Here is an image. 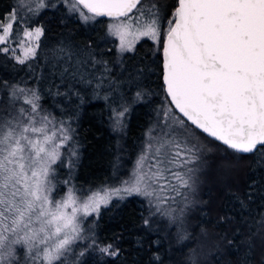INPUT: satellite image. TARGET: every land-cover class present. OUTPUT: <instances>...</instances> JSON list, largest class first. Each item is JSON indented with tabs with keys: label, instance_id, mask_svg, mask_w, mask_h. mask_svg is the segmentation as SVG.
I'll return each mask as SVG.
<instances>
[{
	"label": "trees",
	"instance_id": "trees-1",
	"mask_svg": "<svg viewBox=\"0 0 264 264\" xmlns=\"http://www.w3.org/2000/svg\"><path fill=\"white\" fill-rule=\"evenodd\" d=\"M152 3L160 20L172 17L176 0ZM18 7V0H0V22ZM25 18L30 28L41 25L43 34L35 55L20 58L19 19L7 43L0 44L9 49L0 51V117L15 115L21 107L30 110L25 99L35 94L41 115L70 126L63 159L75 151L77 173L74 182L64 179L63 161H56L51 175L55 192L65 189L63 181L73 183L80 195L119 184L168 108L212 140L213 157L224 159L227 146L198 130L171 104L163 81L162 43L143 38L132 51L121 52L108 32V18L84 22L63 0ZM233 153L231 160L244 170L234 188L210 187L200 193V205L169 206L171 216L155 211L141 195L115 197L87 218L64 264H264V148ZM202 232L214 243L208 244ZM108 244L119 250L117 256L99 251ZM198 245L211 251L205 261ZM18 251L24 264V251Z\"/></svg>",
	"mask_w": 264,
	"mask_h": 264
},
{
	"label": "snow or ice",
	"instance_id": "snow-or-ice-1",
	"mask_svg": "<svg viewBox=\"0 0 264 264\" xmlns=\"http://www.w3.org/2000/svg\"><path fill=\"white\" fill-rule=\"evenodd\" d=\"M63 2L85 21L112 18L109 31L119 38L121 52L132 51L140 37L161 42L155 5L145 8L142 0ZM18 6H25L24 0ZM54 6L45 0L37 4L39 9ZM18 15L12 11L8 23L0 22V44L12 35ZM42 34L39 27L24 31L30 40L38 41ZM162 44L166 92L183 117L234 152L264 148V0H176ZM29 55H35L34 48L25 49V57ZM38 99L33 94L25 99L30 110L21 107L15 115L0 117V264H21L18 249L24 251V264H64L69 246L82 238L79 213L98 212L121 193L144 196L160 212V205L175 199L169 193L181 195L180 189L190 188L195 169L189 165L200 160L202 146L192 140L183 119L173 118L158 131L150 130L133 177L122 187L105 188L103 195L97 191L83 200L69 188L55 199L51 165L71 139V129L63 121L57 128L48 115H41ZM91 243L97 244L95 238ZM99 251L119 254L111 244Z\"/></svg>",
	"mask_w": 264,
	"mask_h": 264
},
{
	"label": "rangeland",
	"instance_id": "rangeland-1",
	"mask_svg": "<svg viewBox=\"0 0 264 264\" xmlns=\"http://www.w3.org/2000/svg\"><path fill=\"white\" fill-rule=\"evenodd\" d=\"M24 2L28 3L32 8L33 11H29L28 8L24 9L25 7H27V5H25V7L23 6H19V15L17 17V20L20 19V22L18 24H20V28H22V34L20 35L19 38H17V46L20 48V58H23L25 56V49L31 47V48H35L36 44H37V40L35 39H28L24 36V31L28 30V31H34L35 28H41V25H33L32 28H30V26L27 24L29 22L28 19L25 18V16H34L37 13L41 12L43 9H39L37 8V4H38V0H24ZM46 3L48 4H54L56 6V3L58 2V0H45ZM68 8L71 10L70 7V3H66ZM143 6L145 8L151 6V5H155L154 3H152V0H145L144 3H142ZM54 6V7H55ZM140 7V6H139ZM138 7V8H139ZM17 11V10H14ZM75 12V14L84 22L87 23H91L94 22L96 20L97 17L93 18V19H89L88 21L83 20V18L81 17L80 13L78 11H73ZM136 10H134L135 12ZM8 14H5L4 17L2 18L3 23H8ZM85 14H87L86 10H85ZM161 21V28H162V34H161V42L163 40V32L166 31L167 28V20H160ZM115 21H113L112 18H108L107 20V29L108 32L109 31V25L114 23ZM14 27V25H13ZM111 34V33H110ZM112 35V34H111ZM113 36V35H112ZM117 40V46L118 49L120 48V41L119 38L114 36ZM143 38H148V37H140L134 44L133 49L135 48L137 42H139L141 39ZM129 39H131V37H129ZM151 39V38H149ZM153 40V39H151ZM154 42L158 43L157 41L153 40ZM165 111L168 112V116H165ZM163 111V114H161L158 122L156 124H154L152 126V128L150 130H157L159 126H163L166 122L171 123L173 118L176 119H182L180 117L179 114H177L176 112H173L171 108H168V110ZM119 112V111H118ZM179 115V116H178ZM56 127L58 126V128L60 127V125H55ZM187 131L188 134L191 136L192 140L197 143L198 145L202 146V151L199 153L200 155V160H198L196 162V164L194 165H189V167H193L195 169V172L193 174H190L192 176L191 180L189 181L190 183V188H182L180 189L181 195H178L177 197H175L174 200L169 199L166 203L160 205L161 211L162 213L166 214L167 216H171L170 213H167L166 211L168 210L167 208L169 206H173L174 210H176V207L179 206V204L181 203H186V204H195L197 201L198 203H196V205H200L201 204V199H199L200 197V193L204 192L205 190H207L208 188H216V190H218L220 187H231L234 188L235 184L237 185V183L239 182V180L242 177V174H244V170L242 168H240L238 165V163L234 162L231 157L230 154H234L232 150H228L225 148V150L228 152L226 154V156H223V160L213 157V151H214V147L212 146V140L210 141V139L208 140V138H205V136L203 134H201L199 131H196L194 129H192L191 127L187 126ZM150 132V131H149ZM149 132H148V136H147V142L149 140ZM153 134H155V132H153ZM68 143V142H67ZM67 143L64 145L66 146ZM147 146V143L145 145V147L143 148V150L138 154V156L136 157V160L128 174V176L123 180V181H127L130 180L133 177V174L136 170V166H137V161L140 158V156L142 155V153L145 151ZM64 150V149H63ZM62 150V147L59 149L60 151V157L57 160L58 162H62L63 163V168L64 171L66 172V174H68L67 176L64 177V179L68 178L70 179L72 182H74V178H75V173H77V167L76 164L74 163V159L76 156L75 151H73L71 153V155H69V158H66L65 160L63 159L64 157V152ZM215 158L216 160H213V158ZM55 164V163H54ZM54 164L51 165L52 169ZM52 175V173L50 174V176ZM121 181L119 184H116L114 186H101V187H97L92 189L90 192L80 195L77 193L76 191V186L71 183L70 181H67V183H65V181H63V184L65 185V189H63V191H59V193L55 192V188L57 187V184H54L55 187L53 189V197L57 200H59L61 197L65 196V194L68 192L69 188H72L75 192L76 195L78 197L81 198V200L84 199V197L91 195L93 192H97L100 191V194L103 195V191L102 189L105 188H120L122 187V182ZM54 192L56 193V195H54ZM173 193H169V195H172ZM126 195L124 193H121L120 195H113L110 200L108 201V203L115 197H125ZM144 197V196H143ZM148 201V198H146ZM107 203V204H108ZM107 204H101L99 211L101 209L102 206L107 205ZM155 211V207H152ZM192 208V207H191ZM191 208H189L188 210H190ZM70 211V209H69ZM98 212H92L91 214H96V216L98 215ZM90 214V215H91ZM84 216L83 213H79L78 217L81 221V227L82 229H84L85 227V221L87 220V218L90 216ZM177 220H180L179 215H177ZM202 235L204 236L205 241L208 244H213L214 242H212L210 240V238L204 234V232H202ZM77 241V240H76ZM75 242V241H74ZM73 242V243H74ZM72 243V244H73ZM72 244L69 246V248L72 246ZM207 247V245H206ZM198 248V256L200 257V259H202L203 261H205L207 259L206 254H208L209 252L211 253L210 249L207 247L204 250L199 248V245L197 246Z\"/></svg>",
	"mask_w": 264,
	"mask_h": 264
},
{
	"label": "water",
	"instance_id": "water-1",
	"mask_svg": "<svg viewBox=\"0 0 264 264\" xmlns=\"http://www.w3.org/2000/svg\"><path fill=\"white\" fill-rule=\"evenodd\" d=\"M104 18H110V17H106V16H103ZM162 58H163V62H162V66H163V81H164V55H163V51H162ZM164 86H165V90H166V85H165V82H164ZM167 93V92H166ZM169 97V96H168ZM169 100H170V102H171V98L169 97ZM172 104V103H171ZM173 105V104H172ZM173 107L175 108V106L173 105ZM176 109V108H175ZM178 112H179V110L178 109H176ZM180 113V112H179ZM182 116H183V114L182 113H180ZM186 120H187V118L186 117H184ZM188 122H190V121H188ZM191 123V122H190ZM194 126V125H193ZM198 129V128H197ZM198 130H200V131H202L201 129H198ZM203 132V131H202ZM204 133V132H203ZM204 134H206L207 136H209L207 133H204ZM210 138H213V137H211V136H209ZM213 139H215V138H213ZM220 142V141H219ZM222 143V142H221ZM259 147V145L257 146V148Z\"/></svg>",
	"mask_w": 264,
	"mask_h": 264
}]
</instances>
